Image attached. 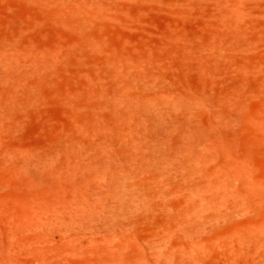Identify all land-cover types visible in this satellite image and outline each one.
Returning <instances> with one entry per match:
<instances>
[{
  "label": "bare ground",
  "instance_id": "1",
  "mask_svg": "<svg viewBox=\"0 0 264 264\" xmlns=\"http://www.w3.org/2000/svg\"><path fill=\"white\" fill-rule=\"evenodd\" d=\"M54 1L49 19L70 33L57 48L27 46L18 28L0 36V140L40 103L63 115L49 149L27 151L25 181L52 190L70 223L113 234L157 222L149 258L129 264H264V218L252 217L264 191L229 138L247 99L264 97L259 0H216L198 40L164 31L137 44L112 41L105 25L147 1L179 14L184 0ZM238 215L246 223L225 230Z\"/></svg>",
  "mask_w": 264,
  "mask_h": 264
},
{
  "label": "rangeland",
  "instance_id": "2",
  "mask_svg": "<svg viewBox=\"0 0 264 264\" xmlns=\"http://www.w3.org/2000/svg\"><path fill=\"white\" fill-rule=\"evenodd\" d=\"M215 1L197 0V5L192 7L184 0L186 10L179 14L173 13L170 6L154 1L140 7L129 5L131 14H122L125 23L109 22L104 31L114 42L124 40L132 44L147 35L159 39L164 31L198 40L211 28ZM53 2L0 0V36L12 35L18 28L21 42L31 48L58 47L70 33L49 19ZM263 2L259 0L257 7L262 20ZM33 109L37 112L20 114L22 122L17 133L5 134L0 140V264H129L143 256L149 258L146 239L156 231L154 220H141L113 234L98 225L70 223L56 212L52 190L25 181L34 171L27 151L43 153L49 149L54 128L63 119L55 105L40 103ZM232 131L229 138L236 149L232 159L240 160L248 178L264 191V97L247 99L243 121L232 127ZM10 145L19 146L18 153L12 157H17L18 163L6 154ZM252 217L258 222L264 218V199ZM245 221L244 215H238L225 230L239 227ZM204 263L215 264L212 260Z\"/></svg>",
  "mask_w": 264,
  "mask_h": 264
}]
</instances>
